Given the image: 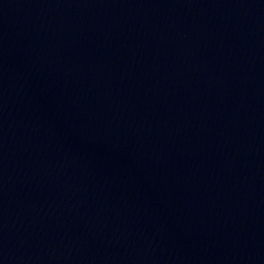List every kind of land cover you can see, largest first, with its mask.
Returning a JSON list of instances; mask_svg holds the SVG:
<instances>
[{
	"label": "water",
	"instance_id": "water-1",
	"mask_svg": "<svg viewBox=\"0 0 264 264\" xmlns=\"http://www.w3.org/2000/svg\"><path fill=\"white\" fill-rule=\"evenodd\" d=\"M0 264H264V0H0Z\"/></svg>",
	"mask_w": 264,
	"mask_h": 264
}]
</instances>
